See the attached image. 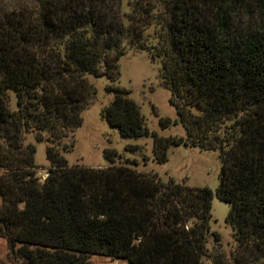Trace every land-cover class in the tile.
Returning a JSON list of instances; mask_svg holds the SVG:
<instances>
[{
	"label": "trees",
	"instance_id": "16d2710c",
	"mask_svg": "<svg viewBox=\"0 0 264 264\" xmlns=\"http://www.w3.org/2000/svg\"><path fill=\"white\" fill-rule=\"evenodd\" d=\"M28 1L0 11V237L9 259L264 264V0H131L127 13L121 0ZM151 26L154 45L145 35ZM126 48L159 59L176 113L159 124L179 123L185 135L150 133L129 91L115 84L105 86L112 99L100 116L123 138L150 133L157 163L170 145L218 150L215 195L229 205L235 244L228 256L206 248L209 188L115 165L112 149L103 150L105 168L68 166L57 149L94 98L84 74L116 81ZM29 132L46 143L42 181L35 146L24 143Z\"/></svg>",
	"mask_w": 264,
	"mask_h": 264
},
{
	"label": "rangeland",
	"instance_id": "374dc122",
	"mask_svg": "<svg viewBox=\"0 0 264 264\" xmlns=\"http://www.w3.org/2000/svg\"><path fill=\"white\" fill-rule=\"evenodd\" d=\"M28 0H0V11ZM131 0H121V12L127 13L130 9ZM147 42L150 45L156 43L154 27L145 32ZM159 59L151 58L147 51L126 48L125 53L118 59V79L111 82L105 77H95L85 73L84 78L95 89L94 98L84 108L80 115L81 124L69 132L62 139L57 148L66 160L68 166L80 165L89 168H105L109 162L103 156V150L112 149L116 152L113 164H123L138 172L155 174L160 181L166 182L172 179L175 183L189 187H207L212 192L210 201L209 232L219 235V246L209 233L206 248L209 254L218 249L226 256L234 250L235 244L231 237V229L225 222L229 205L219 200L215 195L218 182V171L220 161L218 150L201 149L196 146L183 144L170 145L166 150V160L157 163L154 160L152 150V136L155 133L161 137H184V130L179 123H170L162 128L159 118H167L173 121L176 118L174 107L169 104L170 93L163 85L159 77ZM115 84L129 91L128 97L137 105L143 116L145 126L150 132L143 137L123 138L116 128L110 127L100 116V111L112 99V93L105 91V86ZM10 105L14 108V96L10 94ZM24 143L35 146L34 163L36 176L40 181L46 176L49 166L45 157V141H36L33 133L24 135ZM65 146V150L61 147ZM136 146L137 149L128 147ZM135 162V165L131 164ZM88 264H128L126 259H115L112 257L96 254L88 255ZM202 264H212L210 257L201 258ZM0 264H17L11 261L7 254L5 240L0 237Z\"/></svg>",
	"mask_w": 264,
	"mask_h": 264
}]
</instances>
